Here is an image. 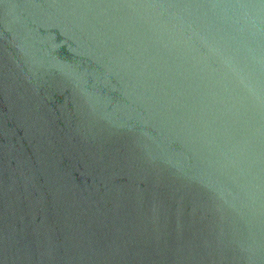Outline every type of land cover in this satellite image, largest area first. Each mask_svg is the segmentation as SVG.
<instances>
[{"label":"water","instance_id":"water-1","mask_svg":"<svg viewBox=\"0 0 264 264\" xmlns=\"http://www.w3.org/2000/svg\"><path fill=\"white\" fill-rule=\"evenodd\" d=\"M0 264H264V0H0Z\"/></svg>","mask_w":264,"mask_h":264}]
</instances>
